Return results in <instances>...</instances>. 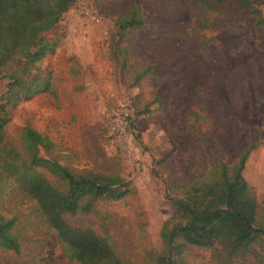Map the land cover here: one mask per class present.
<instances>
[{
    "label": "rangeland",
    "instance_id": "374dc122",
    "mask_svg": "<svg viewBox=\"0 0 264 264\" xmlns=\"http://www.w3.org/2000/svg\"><path fill=\"white\" fill-rule=\"evenodd\" d=\"M253 1L264 16V0ZM221 8L200 29L191 0H76L43 34L59 41L37 63L52 72L57 95L6 103L9 138L30 126L52 139L61 163L116 172L128 183L127 195L100 201L94 213L66 215L105 236L122 258L148 261L160 251L161 228L173 218L168 197L249 143L256 146L242 174L264 221V28L237 0ZM129 10L141 20L130 27L129 63L150 67L139 81L111 57L114 22ZM7 84L0 79V95ZM0 188V214L14 218L21 240L17 255L0 250V264H77L34 201L2 177ZM182 256L185 264H214L209 248L188 246Z\"/></svg>",
    "mask_w": 264,
    "mask_h": 264
},
{
    "label": "trees",
    "instance_id": "16d2710c",
    "mask_svg": "<svg viewBox=\"0 0 264 264\" xmlns=\"http://www.w3.org/2000/svg\"><path fill=\"white\" fill-rule=\"evenodd\" d=\"M76 0H0V79L8 84L0 99V177L34 201L42 223L50 229L64 256L77 264H185L188 246L209 248L214 264L264 263V221L253 187L243 177L245 161L255 148L244 147L227 163L218 161L201 178L182 186L181 195L168 197L173 218L160 231L161 249L148 261L118 256L109 240L88 226L70 224L66 215L94 213L100 201L128 194V183L116 172L75 169L57 160L54 142L35 128L24 126L18 140L9 138L6 103L11 107L39 93L56 96L52 72L41 73L37 63L55 51L58 39H46L63 13ZM255 25L264 28V16L253 0H237ZM194 24L204 27L206 14L222 9L223 0H191ZM138 10H129L114 24L117 39L111 57L121 69L131 68L136 81L149 70L129 63L130 27L139 23ZM0 188V195H1ZM13 217L0 214V250L19 254L21 240Z\"/></svg>",
    "mask_w": 264,
    "mask_h": 264
},
{
    "label": "built area",
    "instance_id": "2783aa9c",
    "mask_svg": "<svg viewBox=\"0 0 264 264\" xmlns=\"http://www.w3.org/2000/svg\"><path fill=\"white\" fill-rule=\"evenodd\" d=\"M90 18H92L93 16L92 15H89Z\"/></svg>",
    "mask_w": 264,
    "mask_h": 264
}]
</instances>
